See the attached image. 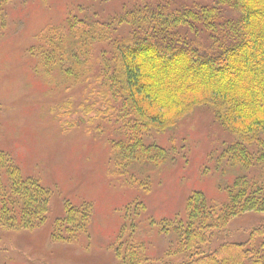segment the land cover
<instances>
[{
	"label": "trees",
	"instance_id": "obj_1",
	"mask_svg": "<svg viewBox=\"0 0 264 264\" xmlns=\"http://www.w3.org/2000/svg\"><path fill=\"white\" fill-rule=\"evenodd\" d=\"M5 1L0 0V27ZM89 13L67 14L62 24H47L36 35L43 69L66 88L79 84L83 90L78 99L55 103L57 115L69 127L113 124V167L129 174L165 161L167 151L150 143L151 131L162 132L194 109L208 108L232 138L218 160L243 173L225 203L210 204L193 192L180 227L164 222L162 229L178 231L180 238L166 254H180L177 264H264V0L141 1L114 15ZM72 115L77 118L69 123ZM141 183L149 190L148 178ZM48 203L49 191L38 179L24 177L0 151V225L32 230L44 222ZM245 212L262 214L250 232V248L228 241L202 249ZM64 213L53 223V239L70 240L86 229V207L66 203ZM256 238L262 246L254 245ZM117 242L127 248L116 252L119 264L140 263L141 246L125 241L124 229Z\"/></svg>",
	"mask_w": 264,
	"mask_h": 264
},
{
	"label": "rangeland",
	"instance_id": "obj_2",
	"mask_svg": "<svg viewBox=\"0 0 264 264\" xmlns=\"http://www.w3.org/2000/svg\"><path fill=\"white\" fill-rule=\"evenodd\" d=\"M141 1L165 0H6L2 4L0 151L24 177L38 179L49 191V203L44 222L32 230L0 225V264H119L116 252L127 249L117 242L122 229L125 241L141 246L139 264H177L182 256L166 251L176 246L179 234L164 231V222L180 227L193 192H201L210 204L225 203L228 189L243 173L240 167L218 160L232 138L206 107L194 109L174 127L151 131L150 143L167 151L165 161L129 174L113 167L111 140L118 138L113 124L96 122L93 128L79 122L69 127L53 109L62 99L80 98L83 90L79 84L66 88L53 71L43 69L35 51L37 33L47 24H62L67 14L105 17ZM145 178L149 190L141 183ZM66 203L88 209L86 229L70 240L53 239V223L63 218ZM261 218L258 212L232 217L202 249L212 251L228 241L250 248V232ZM254 245L262 246L259 238Z\"/></svg>",
	"mask_w": 264,
	"mask_h": 264
}]
</instances>
